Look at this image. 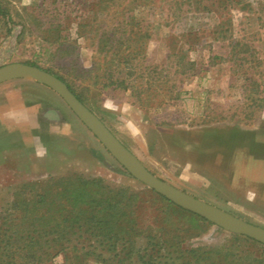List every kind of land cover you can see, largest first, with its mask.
Returning <instances> with one entry per match:
<instances>
[{
	"label": "rangeland",
	"instance_id": "rangeland-1",
	"mask_svg": "<svg viewBox=\"0 0 264 264\" xmlns=\"http://www.w3.org/2000/svg\"><path fill=\"white\" fill-rule=\"evenodd\" d=\"M12 63L73 83L157 179L264 228V0H0V67ZM117 79L146 101L103 88ZM106 199L121 205L110 241L84 225L108 217ZM16 238L54 247L39 264H264V244L141 183L28 75L0 84V264L30 262L2 254Z\"/></svg>",
	"mask_w": 264,
	"mask_h": 264
},
{
	"label": "water",
	"instance_id": "water-1",
	"mask_svg": "<svg viewBox=\"0 0 264 264\" xmlns=\"http://www.w3.org/2000/svg\"><path fill=\"white\" fill-rule=\"evenodd\" d=\"M24 75L31 76L58 93L111 155L124 166L130 175L141 183L176 206L200 216L231 234L245 236L264 244V228L254 226L223 210L209 206L154 177L137 157L95 118L87 107L69 90L68 86L53 74L32 65L12 63L0 67V84Z\"/></svg>",
	"mask_w": 264,
	"mask_h": 264
},
{
	"label": "trees",
	"instance_id": "trees-1",
	"mask_svg": "<svg viewBox=\"0 0 264 264\" xmlns=\"http://www.w3.org/2000/svg\"><path fill=\"white\" fill-rule=\"evenodd\" d=\"M36 67V66H35ZM57 78H59L60 80H62L69 88V90L82 102L84 103L85 100L87 99V97H85V95L82 92H78L76 91L75 85H73V83H70L68 81H66L65 79H63L62 77H59L57 75H54ZM109 86H116V88H122L124 90H130L132 92V97L136 98V100L140 103L145 102L146 100L143 99L141 97V95L139 94V90H138V85H135V83L133 84L131 81H126V79H117L116 81H108V83H104L103 84V88H108ZM170 94V91H167V93H165V95ZM162 94H158V95H154L153 99L157 98V96H161ZM172 96V95H170ZM158 97V98H159ZM174 97H170V99L172 100ZM144 100V101H143ZM79 181V179H78ZM77 181V182H78ZM81 185H83V187L85 188L86 186H96V187H100L99 182H86V181H79ZM103 187V186H102ZM105 189H107V187H103ZM111 193L114 192L112 190H108ZM107 203V205H105V209L103 210V212H108V217H104V218H99V217H95V216H87L85 218L84 221V225L87 226L88 230H91V228H97L100 232V234H102L105 238V240L110 241L111 239H118L121 236L120 231H117L116 226H118L119 223V219H120V206L121 205H116L114 203V200H108L106 199L105 201ZM78 201L76 199V197H74L72 199V201H69V203L67 204L66 208L63 211H69L70 213H73L74 210V205H77ZM88 205V204H87ZM91 205H95L96 207L98 206H103L100 201L96 200V199H91V201L89 202V207ZM70 208V209H69ZM72 208V209H71ZM76 217L73 216V219H70V223L71 226H73L76 223ZM16 236L20 235V230L19 229H14ZM25 233H27L29 235L30 231L29 229H26V231H23ZM18 238V237H17ZM15 241V244L8 242L6 243V245L3 247L2 250V254L5 253L7 256H11L14 257L15 255L21 254L23 257V259L28 258L30 259V262L27 263H23V264H35V262H38L37 264L40 263V259L38 260L36 257L35 252L38 250H43L42 248L47 247L48 248H54L51 245H49L48 243H42L40 241L34 240V239H27L26 241H23L21 244L19 243V241ZM59 243H55V247L59 246V248L61 249V251H65L66 247L63 245H58ZM15 246V248H14ZM38 248V249H37ZM41 248V249H40ZM37 249V250H36ZM55 250H57L55 248ZM43 255L44 254H50L47 253L45 251L42 252ZM210 258V257H209ZM10 264H16L15 259L14 261H11ZM22 264V263H21Z\"/></svg>",
	"mask_w": 264,
	"mask_h": 264
},
{
	"label": "crops",
	"instance_id": "crops-1",
	"mask_svg": "<svg viewBox=\"0 0 264 264\" xmlns=\"http://www.w3.org/2000/svg\"><path fill=\"white\" fill-rule=\"evenodd\" d=\"M1 118H2V120H4L3 117H1ZM254 173H255V172H254ZM259 173H262V172H259ZM256 174H257V173H256ZM256 174L254 175V179H255V180H259V181H261V182H264V176H263L264 173H263V174H259V175H258V174L256 175Z\"/></svg>",
	"mask_w": 264,
	"mask_h": 264
}]
</instances>
